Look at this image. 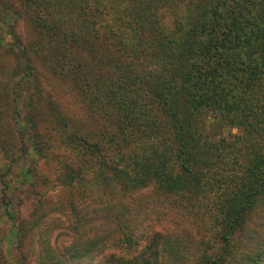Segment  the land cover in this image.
<instances>
[{"label":"trees","instance_id":"16d2710c","mask_svg":"<svg viewBox=\"0 0 264 264\" xmlns=\"http://www.w3.org/2000/svg\"><path fill=\"white\" fill-rule=\"evenodd\" d=\"M0 264H264V0H0Z\"/></svg>","mask_w":264,"mask_h":264},{"label":"rangeland","instance_id":"374dc122","mask_svg":"<svg viewBox=\"0 0 264 264\" xmlns=\"http://www.w3.org/2000/svg\"><path fill=\"white\" fill-rule=\"evenodd\" d=\"M20 33H24L25 39L31 40L33 39V33L31 32V29L28 25L21 23L20 27L18 29ZM10 62V60L8 61ZM11 63V62H10ZM46 88L49 90V87L55 91V95H57L61 101L63 106L69 110L70 113L74 114L75 116H78L81 119L87 120V115L85 114V110L82 109L81 104L79 103V100L73 95V93L70 91L71 89L59 81H46ZM49 174V173H48ZM49 177L53 179L54 173H50ZM57 194V195H56ZM63 194V193H62ZM58 193H51L52 199H56L59 197Z\"/></svg>","mask_w":264,"mask_h":264}]
</instances>
